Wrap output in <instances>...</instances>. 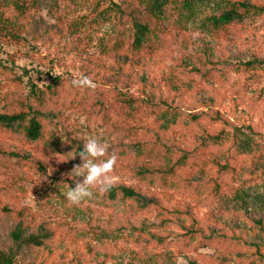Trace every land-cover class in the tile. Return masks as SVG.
Segmentation results:
<instances>
[{"label": "rangeland", "instance_id": "rangeland-1", "mask_svg": "<svg viewBox=\"0 0 264 264\" xmlns=\"http://www.w3.org/2000/svg\"><path fill=\"white\" fill-rule=\"evenodd\" d=\"M132 2L58 0L18 16L0 0L25 39L0 42V58L44 73L33 83L53 91L39 142L0 130V209L24 210L26 235L45 237L14 264H264V15L210 35L205 19L224 3L203 0L137 55L112 7ZM213 112L220 122L180 120ZM105 185L155 205L108 203Z\"/></svg>", "mask_w": 264, "mask_h": 264}, {"label": "trees", "instance_id": "trees-1", "mask_svg": "<svg viewBox=\"0 0 264 264\" xmlns=\"http://www.w3.org/2000/svg\"><path fill=\"white\" fill-rule=\"evenodd\" d=\"M1 1L3 4L7 3L12 6L18 16H22L30 9L36 8L44 2H48L47 8L52 10L58 0ZM202 1L140 0L135 3V0H133L134 3L132 2L128 5L130 7L128 10L123 9L118 4H113L112 7L119 18L118 20L124 19L125 24L128 25L129 35L127 41L129 50L139 55L142 52L147 53L160 48V44L163 42L159 37L162 33V27L176 24L178 17L183 11L191 13L198 3ZM207 1L210 3L214 1L224 3L222 8L217 9L214 14L209 15L205 19L206 32L210 35L228 32L232 25L250 16L264 15V5L256 3L255 0ZM19 26V23L14 19L10 20L6 17L4 10L0 11V42L6 46L23 45L25 39L20 35ZM117 38H119V35L115 36V39ZM1 52H3L2 44H0ZM7 56L10 58L9 61L0 58V130L17 135L21 140L34 144L44 138L47 131L45 122L54 117L52 112H48L44 108L46 100L50 99V93L53 91L49 90L48 95H46L44 90L39 89L33 83L32 72L36 74L34 75L36 78H40L44 73L16 66L13 62L12 54L8 52ZM257 65L264 67V61L257 63ZM53 86H55V83ZM23 87L27 88L25 96H17L15 89L19 92ZM166 117L164 119L170 122L174 120V117L170 119ZM204 117L220 122L218 112H213L211 115L187 114L181 117L182 119L180 120L186 119L191 123H199V120ZM75 151L84 158L90 157L88 151H85L80 146H77ZM0 154H4L3 151L0 150ZM13 156L15 158L18 157L15 154ZM142 172L144 171H138V175H142ZM160 172L164 175L173 174L174 167L170 166ZM103 198L108 203H115L118 199L123 202H130L131 205L134 204L142 211L155 205L152 199L123 185H105ZM11 211L5 207L0 209V213L8 214V217H12L16 221L8 235L10 247L6 252L0 251V264H14L18 250L24 246L39 247L45 238L44 235H26L28 228L24 219L25 211L13 210V216H11Z\"/></svg>", "mask_w": 264, "mask_h": 264}]
</instances>
